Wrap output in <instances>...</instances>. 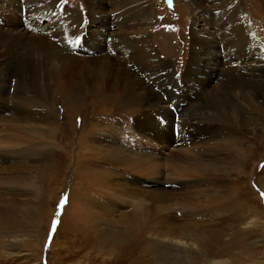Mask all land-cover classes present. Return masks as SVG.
Wrapping results in <instances>:
<instances>
[{"label":"rangeland","instance_id":"374dc122","mask_svg":"<svg viewBox=\"0 0 264 264\" xmlns=\"http://www.w3.org/2000/svg\"><path fill=\"white\" fill-rule=\"evenodd\" d=\"M2 1L0 24L11 23L22 12L15 13ZM192 1L110 0L98 8L91 0H53L57 6L51 13L59 10V16H67L58 25L63 18L53 15L34 13L31 20H21L31 37L30 33L43 37L37 40L43 52L52 43L47 36L58 27L74 30V44L67 47L80 63L71 75L86 106L81 116L64 112V95L58 83L49 82L54 75L49 66L45 78L33 67L25 77L15 70L4 79L10 93L25 97L28 92L35 95L33 101L46 100L56 117L50 120L61 131L52 133L54 126L39 133L13 131L0 122V264H264V85L251 83L236 92L240 120L232 126L243 137V163L220 157H233L231 149L214 153L209 161L193 159L194 155L175 161L168 154L177 153L159 149L151 161L159 169L152 174L134 168L136 161L106 144L107 132H135V119L143 114H154L156 126L159 120L173 126L191 121L184 113L211 109L210 99L228 80L227 74L264 67V9L258 0H238L248 15L244 19L252 18L246 32L253 47L237 64L228 60L218 79L196 80L207 56L194 47L195 33L222 40L225 29L209 15L208 3L199 0L204 8L199 12ZM113 14L126 17L130 26L108 28L105 22ZM122 32L145 53L139 58L142 68L155 72L165 65L167 71L145 85L133 75L128 83L127 74L119 78L117 67L104 59L92 61L94 54L85 44L96 47ZM2 49L3 57L13 52ZM38 58L43 59L36 54L35 66L45 67ZM129 88L138 94L130 108L121 98ZM114 95L120 98H111ZM169 95L172 102L185 104L167 107L172 103L166 99ZM1 96L6 104L14 103L8 94ZM165 106L167 113H157ZM68 118L77 124L75 132L65 136ZM33 145L53 151L52 157H33ZM153 149L147 144L144 152ZM9 218L14 228L6 226ZM5 233L10 235L6 238Z\"/></svg>","mask_w":264,"mask_h":264},{"label":"bare ground","instance_id":"6f19581e","mask_svg":"<svg viewBox=\"0 0 264 264\" xmlns=\"http://www.w3.org/2000/svg\"><path fill=\"white\" fill-rule=\"evenodd\" d=\"M91 1L98 8H101V6L103 7V4L110 2V0ZM201 1L208 3L209 15L215 19L216 24L223 26L225 29V32H223L221 35L222 40L213 37L205 38L206 36L202 38L200 35L201 33H195L197 34L198 40H196L194 47L197 48L201 54L206 53L205 55L207 56V61H205V63H201V69H199L197 72L198 76L196 77V80L211 83L215 79L214 76H216L217 79L218 77L222 76L224 66L228 64V60L235 61L237 64V62L240 61V57L242 61V54L245 53V50L253 47H250L251 43H253V40H251L249 33L246 32V29L249 26L248 21L252 18L250 17L246 20L244 19V17L247 18L248 15L246 10L241 8V1L240 3H238V0ZM2 2L4 6L8 8L13 7L12 9L15 13L19 12L18 10H20L22 13H17L19 17L15 16L16 19L11 21V23H9L10 20H7L8 23L0 24V52H2L1 50H3L2 48L4 47L6 50L11 48L13 52L19 50L16 52V54H13L12 52V54L7 57H3L0 54V115H2L0 122H3L2 124L4 126L13 131H33V133L44 132L46 127L48 128L49 126H54L51 127L52 133H56L61 128L55 123L52 124L50 119L56 117L54 112L49 110L46 100L43 102L33 101V97H35V95L29 94L28 92L25 97L17 96L18 93H14V95L8 91L3 82L4 79L8 78L10 72L17 70V73L19 72L25 77L31 71V69L33 71L34 68L35 72L40 73L38 77L42 78L43 76L45 78V76L48 75L49 66L50 71L54 74L52 76V80L49 82L58 83L57 89H59V91H61L64 95L62 100V104L65 108L64 112L67 110L70 114L72 113L76 116L79 115V113H82V111L85 110L84 107L86 105L83 104V97L81 96L80 89L76 87L72 78L73 75H71L74 67L80 63V61L77 60L78 58L71 54L72 50L69 49L70 43H72V45L74 44V40L72 38V33L74 30L68 26L65 29H62V27H56L57 30L47 36L52 40V43L51 41L49 43V49L47 52H43L37 48V40H43V37L30 33L32 34L31 37V35H29L30 31L23 27L21 20H31L34 13H37L39 17L53 15L59 19L60 17L63 18L62 20H58L56 22V25H58L60 22L65 20L67 16L65 14L64 16H59V10L51 13L52 9L57 6L54 4L53 0H4ZM192 2L195 9H197L199 12L204 9L202 8V3H199V0H194ZM257 2H260L259 4L263 10L264 0H258ZM261 16L263 17V14ZM126 19V17L122 19L121 14H113V16L107 18L106 22L102 19L99 20L107 23L108 28L113 29L120 26L123 29V27L127 28L130 26ZM5 25H8L9 27H4ZM54 38H56L55 41ZM67 45H69V47H67ZM85 48L88 50V53L94 54L91 56V58H94L92 61H100L104 59L107 65H113L114 67H117L119 78H124L127 74L128 83L131 82V75H133L135 79H137V76H140L139 80L141 81V84L145 85L149 82H152L155 74L161 75L167 71V67H164L165 65H163L160 70H156L155 72H148L142 68L144 66L141 65V62H139V58H144L146 56L145 53L137 50L139 47L136 45V42L134 43L132 40H129L127 38V34L123 32L121 34H117L116 36L114 35L110 41L104 39L102 44L96 47L91 48L85 44ZM93 49H96L98 52L100 51L101 54L97 55ZM135 51L136 56L133 54ZM252 51L256 52L257 50L254 48ZM36 54H39L43 57V59L38 58V60L46 62L47 65L45 67L40 65L35 66ZM16 56L17 61L15 60ZM48 56L50 58L46 59ZM18 59L20 61H18ZM57 64H60L59 69H57L55 66ZM210 65H213V67ZM130 66L137 69V71H134L135 69H132ZM240 68L236 69L238 70ZM262 69H264V67L255 69L253 71L248 70L227 74L229 75V77L226 78L228 80H225L226 82L221 85L222 87H220L217 90L218 92L214 94V97L210 99L213 105L211 109H200L198 112L189 114L184 113L185 116L183 117L191 118V121L189 120L186 122V119L184 122L173 126L168 122L159 120V124L156 126L155 124L157 122H155L156 116L154 114H143L135 119V129H137L135 132L133 130H131L133 132L129 130L130 134L128 136H126V134L121 136V132L119 133L121 135L114 134V132H107L105 134L107 141L106 144L111 147L113 152L119 153L125 157H129L131 160H134V162L136 161L134 163L135 166H133L134 168L140 169L142 172H151L152 174H157L156 172L159 169V165L156 163H151L152 160L157 158L155 153L158 154L159 149H161L162 152L164 150H168L177 153V155L171 153L168 154L169 158L175 161H188L192 159L191 156L193 155L195 156L193 159L206 160L205 158H208L207 161H209L214 153L223 151L224 149H231L234 150L235 153L233 157L219 154L220 157L224 161L234 158L235 160L243 163L245 161V152H243L242 147L243 137L239 131L236 129L233 130L234 126H232V123L236 124L237 120H240V113L238 109L241 100L239 99L240 97L236 92L238 90H246L251 83L256 84L258 88H261L264 85V70ZM223 75H225V73ZM203 76H205V79H202ZM25 90L27 91L26 88ZM261 91L264 94V88L261 89ZM136 93L137 92L129 88L126 90V93L124 94L125 96L121 95L122 100L128 103L127 106L129 108L130 103L138 101V94L136 95ZM3 94L4 96L5 94H8V98L13 97L15 99L13 101L14 103L6 104L5 99L2 100L3 97L1 95ZM172 97V95H169L166 99L172 102ZM111 98L117 100L120 97L114 95V97ZM92 102L95 103L94 100ZM184 104L183 102L180 103L175 100L171 104H167V107L174 106L178 108ZM56 105H58V101ZM39 107L45 111H41ZM167 107L165 106L159 108L157 113H167L168 110L165 109ZM127 111L129 110L127 109ZM73 120H68L69 126L67 127L66 131L69 132H66L64 129L62 130L65 136L69 134L71 135L70 132H75L76 130L75 124L77 123L73 122ZM162 134H165L167 137L162 136ZM155 140V143H151V141ZM147 144H150V146H152L154 149L150 150V152H144ZM32 148L33 157L35 158L52 157L53 151L51 150L47 151V149L45 152L39 151L38 149L41 147L36 145H33ZM80 148L82 149V145ZM156 182L158 184L164 183L159 179H157ZM9 216H12V214H9ZM9 219V224L6 226L8 228H14V222L11 221L12 218ZM5 234L6 235L4 237L6 238L10 235H8V233ZM11 237L16 239L15 235Z\"/></svg>","mask_w":264,"mask_h":264},{"label":"snow or ice","instance_id":"6c2138e0","mask_svg":"<svg viewBox=\"0 0 264 264\" xmlns=\"http://www.w3.org/2000/svg\"><path fill=\"white\" fill-rule=\"evenodd\" d=\"M262 196H264V193H261ZM67 199V197H65V200Z\"/></svg>","mask_w":264,"mask_h":264}]
</instances>
